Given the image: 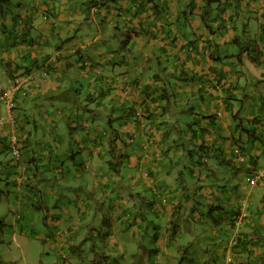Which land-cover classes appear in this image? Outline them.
Segmentation results:
<instances>
[{"label": "crops", "instance_id": "obj_1", "mask_svg": "<svg viewBox=\"0 0 264 264\" xmlns=\"http://www.w3.org/2000/svg\"><path fill=\"white\" fill-rule=\"evenodd\" d=\"M0 198L66 264H264V0L5 2Z\"/></svg>", "mask_w": 264, "mask_h": 264}, {"label": "rangeland", "instance_id": "obj_2", "mask_svg": "<svg viewBox=\"0 0 264 264\" xmlns=\"http://www.w3.org/2000/svg\"><path fill=\"white\" fill-rule=\"evenodd\" d=\"M63 157L65 158V160L68 159L66 160L68 166H65L64 169L60 172L61 174L58 175L61 182L64 181L63 179H67L70 177V173L68 172V169L70 168V158H67L63 153H58L57 155H52L51 159L49 158L48 161V164L52 165L51 163L52 159L58 160V158H63ZM184 160L185 162H188L190 159L185 158ZM47 175L49 174L47 173ZM68 183H64V184L67 185ZM52 184H53L52 187L57 188L55 186V181L52 180ZM88 201H89L88 203L91 205V201L89 199ZM69 205L70 202L61 201L62 212L60 215H57V218H61V219L66 218L67 215H64V213L70 211L67 209V206ZM82 206L85 207V209L88 208L85 200H83ZM36 214H38V211L36 212ZM14 215L15 212L7 213L2 210L0 211V231H2V229L7 231L4 233L0 232L2 233L0 235L3 237V241L2 240L0 241V259L6 260L8 261V263L10 262V260L8 259H14L15 263L13 264H24L26 261H27L26 264H66L67 263L68 261L67 256L70 252L69 249L65 247L64 249L60 250L58 248L59 246L61 247L64 245L63 244L64 238L67 239L69 236H71L73 229L72 226L69 225L64 228L65 230L69 231L65 236L63 235L59 236V234L57 233L58 230L55 232L54 230L55 227L54 226L51 227L50 223H46L45 218H48L50 220L52 219L53 214L49 215V213L48 214L45 213L44 215L46 216H38V217L34 216L32 219L28 218L27 221L30 223L27 227H25V232H22L21 228H17L16 233L14 234V232H9L10 226L8 224L1 225L2 221H4V223L5 221L7 223L11 220L15 221L16 216L14 218ZM69 219H70V215H69ZM81 219H83L82 215L80 216V220ZM149 220L154 221L152 224L155 223L154 224L155 226H151V233L154 230L158 232L163 231L160 225L161 222L155 215L153 214L150 215ZM148 224L150 225V222H148ZM39 234H42V236ZM55 243L58 244L52 245ZM57 245H59L58 248L56 247ZM78 249H83V246H79ZM65 251L67 252V254H65ZM60 256L62 257V259H59Z\"/></svg>", "mask_w": 264, "mask_h": 264}, {"label": "built area", "instance_id": "obj_3", "mask_svg": "<svg viewBox=\"0 0 264 264\" xmlns=\"http://www.w3.org/2000/svg\"><path fill=\"white\" fill-rule=\"evenodd\" d=\"M27 81H28V79H27ZM27 81L22 80L20 77H16L12 81L10 88L4 94H2V99H6V100L12 102V100L14 99L16 91L22 89L24 84H26ZM13 152H14V155H17V156L20 154V149L18 148L17 145L13 146ZM163 201L167 202L168 199L163 198ZM68 232H69L68 230L60 229V230H58L57 233L59 234V236H62V235L65 236Z\"/></svg>", "mask_w": 264, "mask_h": 264}, {"label": "trees", "instance_id": "obj_4", "mask_svg": "<svg viewBox=\"0 0 264 264\" xmlns=\"http://www.w3.org/2000/svg\"><path fill=\"white\" fill-rule=\"evenodd\" d=\"M9 0H0V12L2 11V9H3V5H4V3L5 2H8ZM1 199V198H0ZM0 202H1V200H0ZM1 204V203H0ZM5 223H4V221H2V224L1 225H4ZM11 228V227H10ZM2 229V228H1ZM0 232H7V231H5L4 229H2V231H0ZM0 234H2V233H0ZM3 241V237L0 235V241ZM0 264H10V262L8 263V261H6V262H4V260L3 259H0ZM11 264H13L12 262H11Z\"/></svg>", "mask_w": 264, "mask_h": 264}]
</instances>
